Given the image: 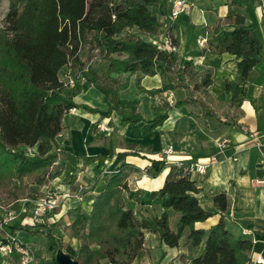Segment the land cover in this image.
I'll return each mask as SVG.
<instances>
[{"label": "trees", "instance_id": "obj_1", "mask_svg": "<svg viewBox=\"0 0 264 264\" xmlns=\"http://www.w3.org/2000/svg\"><path fill=\"white\" fill-rule=\"evenodd\" d=\"M252 0H229L233 12L218 18L208 29L206 50L213 55L229 53L237 60L235 81L223 82L233 107L240 84L247 81L253 67L264 60L263 44L250 18ZM168 0H9L5 26H0V202L34 199L39 188L60 174L55 165L63 116L81 105L74 97L81 92V81L103 95L108 109H90L100 116L111 111L123 124L144 122L146 134L166 117L144 121L138 103L119 104V92L131 76L139 91L154 96L169 90L186 89L184 103H197L212 111L203 98L212 84L208 75L196 81L193 64L169 49L158 48L146 37L156 36L165 27ZM243 8L246 15L238 10ZM167 18V17H166ZM231 23V30L219 29ZM173 44V42H172ZM86 48L89 62L80 57ZM90 60L97 61L91 65ZM162 71L176 77L174 82L145 90L140 81ZM114 75V76H113ZM74 80L72 87L68 80ZM187 82H191L189 89ZM199 95L195 96V93ZM146 170L152 177L167 170L162 186L151 196L162 199L161 212L147 215L128 199V173L123 167L105 183L92 199L84 226L73 249L61 237L45 234L49 251L64 252L78 264H131L146 235L160 246L177 247L185 233L188 250L203 242L200 254L190 264H246L251 261L252 242L235 236L227 227L228 202L224 192L211 200L214 209L199 203L195 180L173 163L150 159ZM217 215L208 228L196 226ZM176 217L172 229L171 217ZM25 229L19 223L10 227ZM36 264H57L56 258H41Z\"/></svg>", "mask_w": 264, "mask_h": 264}, {"label": "crops", "instance_id": "obj_2", "mask_svg": "<svg viewBox=\"0 0 264 264\" xmlns=\"http://www.w3.org/2000/svg\"><path fill=\"white\" fill-rule=\"evenodd\" d=\"M171 1L168 0L169 6ZM186 1L188 8L173 22L167 20L166 9L165 29L173 42V51L178 57L192 62L196 81L205 75L212 81L206 89L208 96H202L212 112H206L197 103L182 102L188 94L183 88L147 96L137 89L131 76L127 88L119 92V104L137 102V112L144 121L166 114L161 125L142 134L144 122L123 124L120 115L114 111L107 116L89 111L87 108L105 112L108 105L101 93L81 81V92L74 97V102L81 107L71 108L63 116L64 129L59 134V153L54 162L61 170L60 174L47 182L50 188L69 192L71 196L54 211L49 223L62 225L56 231L62 239L66 237L63 228L68 225L77 236L86 222L93 197L123 165L129 167L126 168L129 201L138 209L144 207L142 211L147 215H158L162 199L151 193L162 186L167 170L156 177L147 174L146 170L150 166L149 160L159 159L160 152L170 145L174 151L170 156L173 162L188 163L212 155L216 157V162L207 167L205 174L193 178L200 189L199 203L212 211L211 198L224 192L228 202V229L235 236L249 238L252 242L251 262L260 257L263 260L260 264H264V183L253 182L264 179V60L256 64L247 81L240 84L230 108V92L224 90L223 82L235 81L237 60L229 53L210 54L197 39H208L211 36L208 29L218 18L233 12V7L229 0ZM251 6L250 18L245 16L243 8L238 11L246 17V24L253 25L263 44L264 55V0H252ZM220 26L221 30L233 28L231 23ZM146 39L155 44L161 41L162 34ZM175 79L173 75L158 71L153 76H144L140 85L145 90L156 89ZM187 86L191 89V82H187ZM197 95L199 92L195 93ZM98 125H107L110 130L101 131ZM243 127L254 132L262 145L255 146L243 132ZM222 139L228 143L218 149L217 143ZM39 189L33 188L36 192ZM217 217L196 226L208 228ZM176 220L175 216L171 217L172 229ZM37 230L43 232L42 227ZM184 236L185 233L177 247L169 248L160 246L156 239L146 235L143 249L131 264H190V259L200 254L203 242L198 248L188 250ZM73 239L70 246L75 249L77 239Z\"/></svg>", "mask_w": 264, "mask_h": 264}, {"label": "built area", "instance_id": "obj_3", "mask_svg": "<svg viewBox=\"0 0 264 264\" xmlns=\"http://www.w3.org/2000/svg\"><path fill=\"white\" fill-rule=\"evenodd\" d=\"M189 4L186 0H172L168 9L167 20L175 21L181 15ZM162 39L160 42H155V45L161 49L174 50L170 34L165 27L160 28ZM206 38L197 39V43L205 45ZM74 80H68V86L72 87ZM101 131H109L107 125H98ZM243 132L253 142L255 146H261L262 141L254 132L249 131L246 127L242 128ZM228 141L222 139L217 143L218 149L225 147ZM173 149L169 145L160 152L159 159L165 162L173 163L177 167H183V170L193 179L197 175L205 174L207 167L216 162L215 156H209L203 159L190 160L188 163L180 161H171L170 156L173 154ZM264 170V162H263ZM255 184H263L264 179H255ZM71 194L69 192L59 191L55 188H50L47 183L43 184L38 194L34 199H22L17 205V210L11 209L9 206L2 207L0 213V260L1 264H35L37 251L31 244L23 241L16 229L11 230L10 227L19 223L20 225H30L43 227L49 223L54 211L57 210L61 203ZM263 260L257 257L253 262L246 264H260Z\"/></svg>", "mask_w": 264, "mask_h": 264}, {"label": "rangeland", "instance_id": "obj_4", "mask_svg": "<svg viewBox=\"0 0 264 264\" xmlns=\"http://www.w3.org/2000/svg\"><path fill=\"white\" fill-rule=\"evenodd\" d=\"M8 6H9V0H0V26H2V27L5 26V17H6V14L8 12ZM80 57L83 61L89 62V59L92 58V55L88 53L86 48H82L80 51ZM96 62L97 61L90 60L91 65L95 64ZM37 193H38V191H37ZM25 199H29V198H25ZM20 200H22V199H19L17 201H13V202L8 203V204H5L4 202H0V213H1L2 207H6V206H9L11 209L17 210V208H18L17 205L20 204L19 203ZM51 223H49L45 227H42L43 232H39V230H37V226H30V225L29 226L27 225L28 229H26V230L25 229H22V230L16 229V231L18 232V236L23 241L31 244V246H33L35 248V250L37 249L36 263L41 258H44V259H50L52 257L56 258V255L58 254L57 252L49 251L47 249L45 234L48 232H51L55 236H57L56 231H57L58 227L59 226L62 227V225L51 224ZM63 229H65V236H66L63 240L70 246V244L74 242L73 238H76V235H75L74 231L70 230L69 225L64 227ZM62 253H64V252H62ZM0 264H1V260H0Z\"/></svg>", "mask_w": 264, "mask_h": 264}, {"label": "water", "instance_id": "obj_5", "mask_svg": "<svg viewBox=\"0 0 264 264\" xmlns=\"http://www.w3.org/2000/svg\"><path fill=\"white\" fill-rule=\"evenodd\" d=\"M251 5V2H250ZM56 262L57 264H78L76 261L70 259L66 254L62 252H57Z\"/></svg>", "mask_w": 264, "mask_h": 264}]
</instances>
